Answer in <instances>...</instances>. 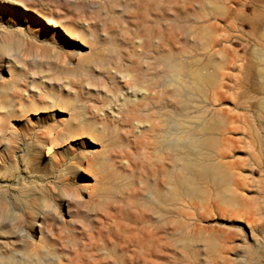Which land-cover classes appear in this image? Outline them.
I'll return each instance as SVG.
<instances>
[{"label": "rangeland", "instance_id": "374dc122", "mask_svg": "<svg viewBox=\"0 0 264 264\" xmlns=\"http://www.w3.org/2000/svg\"><path fill=\"white\" fill-rule=\"evenodd\" d=\"M57 1L59 3H57ZM105 1L104 0H85V1L84 0H0V90H1L0 91V264H20V263L21 264H79L78 260L80 256L82 255V253H85V248H84L85 244H88L89 241L92 239V237H94V235L97 234L96 237L100 236L98 233H102L101 237H105L109 235L103 229V227L106 226V224L107 225L110 224L116 227L123 226L126 224L127 225L129 224V226L133 225L132 223L133 218L137 214H140V211H142L143 213V210H145L144 212L149 211L146 214L149 220H152V219L154 220L150 222L151 224L147 223V225H149L151 229H155L159 231L161 230L160 236H162V238L168 237L167 239L169 240L161 238V242L159 241L158 243L159 245L156 247V251L157 253H159V256L158 254L153 255V258H152V256L144 255L145 257L142 256V258L135 259V262L133 260L131 264H204L205 261H207L205 263H209V264L210 263L211 264H222L221 261H223V264H228V263L229 264H264V256H263L264 255V232H262L264 231V209H262L261 203H257L258 199L253 198L252 200L253 202L252 212L253 213L256 212L254 213V217L258 219V221L261 224L257 221L258 223H256V225L253 228H251L247 222L249 220L248 218H251L250 215L246 216L245 219L247 221L245 220L240 221L237 218L230 220L229 217H223L222 215H220L219 212H217L218 210L211 208L208 204H205V203H199L198 204L199 206L193 207L189 203L182 205L180 202L175 201L173 203H167L168 205L163 203L160 205V207L161 206L162 207L159 208L158 206L159 204L151 205V203L153 202H150L149 200L145 199L146 198L145 195H148L149 193L148 189L149 191L155 192L154 187L156 188L157 185L161 184V182L163 181V179H161L162 173H160L161 166L165 164H166L165 166H169L170 163H172L171 160H174L172 159L170 155L173 154L174 155L173 158H176L177 155L179 154V152L176 153L175 151L170 150L171 148V147L169 148L170 145L168 146V144L166 143H170L176 139L179 141L180 139L184 138L183 139L184 142L183 140H182V143H180L181 140L179 142H176L178 143L179 146H182L186 141L185 140L186 137L185 136L182 137V134L185 133L184 132L185 130L188 131L190 128H182V125H180V122H184L185 124L189 120L192 121V117L194 118V115H198L199 113H200L199 115L207 114L209 113L210 109L214 107V104H212L213 101H212L210 94H208L207 98H204L196 94V92H193L195 94L194 95L191 94V96L187 98L188 100H185L186 102L184 101V99L182 100V99L177 98L175 94V88L172 84H170L171 83L170 80L172 79V77L169 75L170 72L167 71L168 68L164 67L162 63H159L161 62V57H162V56L160 57V55H163L164 57L170 56L173 60H176L181 63L183 62L185 63L186 60H187L186 63H189L190 61H192V58L194 61L196 59H200V57L202 59L205 58L204 56L206 55L207 52H202L201 49L198 48L200 46L197 47L198 44L196 43L198 42H197L196 37L199 31L204 26L209 25L213 23L214 21L211 17L209 18V15H205L203 4H205V6L207 7L206 1L204 0L205 1L204 2L202 0L201 2L202 3L204 2V3L201 4L200 0H198V2H195L197 0L195 1L193 0L192 1L191 0H165L163 3V8L157 7V9L146 6V3H142L143 5L139 4L137 0H130V1L126 0V3L124 2L125 0H105ZM173 1L176 4L175 8H173L174 11L173 9H170L168 7L169 6L168 3L169 2L174 3ZM114 3L117 4L118 6L115 5ZM180 3H181V6H180ZM38 4L40 5V7ZM132 4L133 6L134 5L136 6L134 7L135 9L133 8ZM200 4L203 8L200 6ZM41 6L43 8H41ZM89 6H91L90 7L91 9L88 8L89 9L88 10L86 7H89ZM76 7H77V10H76ZM119 8L123 9V11L120 10ZM178 8L181 10H179ZM80 9H82V11ZM149 10L150 12H148ZM164 10L167 12H164ZM199 10L200 12L197 13V11ZM36 11L40 12L42 16L44 17H39ZM181 12H183L184 13L183 15L186 17H184ZM194 12L196 13V15ZM188 13H190L189 15H191L192 18L191 16L190 18H188L189 17ZM151 14L154 16H152ZM168 14L173 15V16H169ZM198 14H201V15L198 16ZM50 15L52 16L51 19H50L51 17ZM48 19L53 20L56 23L49 24ZM195 19L197 20L195 21ZM239 19L235 22V26H229V28L226 29L227 31L220 30V32H218L217 35L218 36L220 35L222 37L224 36L227 39L226 42L222 44V47H225L228 50L230 49L236 50L239 56L244 55L242 56V59H244L243 57L248 56L249 52L252 50L251 49L252 47H255V46L258 47V45L259 47L264 46V41H263L264 36L262 35L264 33V29H263L264 28V22H263L264 21V0H248L245 11ZM250 19H251V22H250ZM261 19H263V21H260ZM67 21H70V22H67ZM147 22H150V23H147ZM66 23L68 24L66 25ZM75 23H77V25ZM133 23L137 25L135 26ZM218 23H220L221 27L226 26V23H223L221 21H218ZM131 24H133V26ZM71 25H72V28H70ZM109 25H110L109 27L110 29H107ZM114 27L115 29L113 30L112 28ZM65 29H68L69 31L68 34H66ZM92 30L93 32H91ZM95 30H96V34H94ZM125 30L126 31L129 30V31L126 32ZM131 30L133 31V33L136 34V35L134 34L135 36L132 35L133 33L131 32ZM114 31L116 32L113 33ZM256 31H257V35H256ZM189 32L192 33L193 35L190 34ZM79 33L81 34V36H79L80 35ZM138 33L139 35H137ZM155 33L157 36L155 35ZM184 34H186L187 37ZM188 35H190V37H188ZM93 38H95V40ZM106 38L108 39V41L106 40ZM179 38L180 40H177ZM182 38H184V40L189 38V40H186L185 41L186 44H185V43H182L184 42ZM54 39L57 40V45H58V46L56 45L57 46L56 51L47 53L49 51L48 43L52 42ZM79 39H81V41ZM88 39L90 42L88 41ZM112 39L114 40V42L112 41ZM104 41L105 43L107 41L106 44L108 45L106 44L103 45ZM120 41L122 42V44ZM177 41L179 43V44L177 43L178 46L176 44ZM180 41H182L181 43L185 46L186 49L187 47L189 48L191 47V49L188 48L189 49V52L187 51L188 53L185 52L186 50H184V46H182L181 48ZM117 42L120 44H118ZM194 42H196L195 43L196 45L194 44ZM250 44L252 45L251 47H250ZM178 47L180 48V51L178 50ZM18 48H20L19 49L20 51H18ZM105 48H107V50H105ZM115 48L117 50V53H116ZM173 49L175 52H177L178 50V52L179 53L181 52V53L180 54L178 52L174 53L176 54L175 56L174 54L170 53L171 50L172 52H174ZM112 50H114L113 55H112ZM163 50H165V52ZM158 51L161 53H158ZM167 53H170L172 55L170 54L167 55ZM54 54H55L54 57L56 60L53 57ZM97 54L100 55V57L97 56ZM155 54L157 55L155 56ZM177 54H178V57H177ZM158 57L160 60L158 59ZM181 57H182V61H180ZM142 58H145V59H142ZM128 59L130 61L126 62ZM147 60H150V61L148 62ZM155 62L156 63L158 62V63L156 64ZM152 63L153 65H151ZM253 63L254 62L249 63V64L254 67ZM67 64H70V65H67ZM135 66H137L138 68L140 67L143 68V71H147L148 68H151L152 70H150V72L152 74L156 73L155 74L156 84H157L156 88L158 89L152 86H149L147 83L146 85L145 82L140 84V81H143V80H141V74L138 72L139 69L137 67L135 68ZM121 69L123 70L121 71ZM160 70L161 72L162 71L163 72L162 73L159 72ZM164 71L165 73L166 72L168 73H166L165 75ZM125 72H127V74ZM237 72L238 74H241V75L245 74L244 72L243 73L241 72L239 73V71ZM115 74L118 77V79L115 76ZM120 74H123V75H120ZM124 74L127 76H124ZM244 76L246 77V75ZM138 77L140 79H138ZM166 77L168 80L166 79ZM162 78L164 79V81L162 80ZM64 79H66L65 82H64ZM76 79H77V82L75 81ZM60 80L62 84L64 83L63 85L66 87H63V85L60 84L61 83ZM116 80H118L119 83ZM66 81L68 82L67 84H66ZM162 81L164 84L161 85ZM244 81L245 83L243 82L241 86L242 87V92H241L242 100L243 101L246 100L244 101V105H248L251 101L254 103L260 102L261 99L264 98V90L261 87V82L259 81V79L256 78L254 80L253 78L252 80L253 83L251 82V84L250 83L247 84L246 80ZM132 83L135 85L134 87L132 86ZM167 83L170 85V87H167L168 86ZM50 85H52L53 87ZM145 85H146V88H145ZM114 86H116V89ZM160 86H163V88ZM80 87H81V90H80ZM172 87L174 88V91H172L173 89ZM86 88H87L88 93L90 92L89 94L87 93ZM137 88H139V90H137ZM47 89H49V92L47 91ZM121 89L123 91H120ZM140 89L141 90L143 89L144 91L142 92ZM135 90H137L138 92ZM145 91L147 93H145ZM164 91L168 92V94L171 91L172 93H170L171 95L167 94L166 99H164L160 95L161 92H164ZM8 92L11 94H9ZM20 92H22V94ZM50 92H52L53 94ZM54 92H56V96L54 95ZM121 92H125V93H121ZM135 92H137L138 95ZM19 93L21 94V96ZM46 93H49V94H46ZM127 93L128 95L130 94L129 95L130 97L127 95ZM64 94L66 96H64ZM59 95L67 97L72 100L73 105L71 109H64L60 107L59 103L57 102L58 100L54 99L53 97L55 96V98H58ZM123 95L129 97L128 98L129 100L128 99L127 100L130 101V103L128 101H124V99L127 97H123ZM135 95H137L138 97L136 98ZM174 95L176 96L175 98H173ZM116 96L118 99L116 98ZM169 97H171L172 99L171 98L169 99ZM130 98H132L133 101L136 98V101L133 103L132 99L130 100ZM176 98L179 99L178 100L179 102L175 101ZM193 98L194 100H192ZM163 100L168 101L169 106L168 104H165L166 101L164 102ZM122 101L123 103L126 102L123 105L125 107L118 106V105L123 104L121 103ZM210 101H211V104H210ZM47 102H48V106L44 104ZM136 102H138V104ZM181 102L185 103V105L182 104ZM187 102L190 103V105L192 106H189ZM49 103L51 105H55L56 103L57 105H55V107L53 108H48L51 106L49 105ZM127 103H129L130 106H128ZM179 103L182 105H179ZM186 103L188 105H186ZM10 104L11 106H9ZM173 104H175V108H180L181 106L184 105L185 107L184 106L183 107L186 110H184L183 107H181L183 109L182 111L184 114H181L182 112V111L180 112L181 108L178 110L174 109ZM170 105H173V107H171ZM195 105L198 106L197 107L199 108L198 110ZM162 106H165V107H162ZM113 107L115 108L112 109ZM119 107L122 108V109L120 108L121 111L119 110ZM74 108H77V109H74ZM123 108H126L124 109L125 112ZM195 108L196 110H194ZM111 109L114 111H109ZM148 109H150V111H147ZM168 109H169V112L170 111L171 112L170 113L167 112V113H169L171 117L173 116V114L171 113H174V116L170 118V121H169L170 115L168 114L169 116L168 117L166 116L167 115L166 111H168ZM6 110L9 112H7ZM80 110L82 111L84 110V111L82 112ZM91 110H94L96 114ZM154 110L155 111L158 110V112L160 113L156 112L157 114L156 115ZM260 110L259 108L254 107L253 109L245 108L242 110V112L243 113L248 112V114L252 115L254 118L259 120V119H262ZM119 111L121 113L123 112L124 114L122 113L121 115ZM130 111H133V112H130ZM111 113L114 116H111L112 115ZM138 114H140L139 115L141 116L140 118ZM163 114L165 118H167V120L169 121V125L167 123L168 121L162 118ZM71 115L79 119H83V120L85 119V121L91 120L97 123V126H99L100 124V127H99L100 129L96 128L98 129V133H92L88 130H76L74 132L69 131L68 128H65V123L69 120ZM106 115H108L110 118H108V116L106 117ZM154 117H158V118H154ZM176 117H178V119H175ZM188 117L190 119H188ZM94 119L96 121H94ZM108 119H109V122H108ZM171 119L173 121L175 120V122H172ZM181 119L183 120L181 121ZM103 120H106V121H103ZM134 122L136 123V125L138 123H139L138 125H140V123L143 125L145 124L146 126L145 125L144 126L146 128V131L143 125L136 126ZM160 122H162V124ZM170 122L173 124L171 125ZM111 123L113 124V128H112ZM128 123H130V125ZM175 123L177 124L179 123L178 127H176L177 124L174 125ZM120 124H122L121 127L119 126ZM126 125L128 126L127 128H126ZM179 125L181 126L180 128H179ZM242 126L247 127V124L243 122ZM137 127L138 128L140 127V129H138ZM113 129L115 130L114 131L116 134L115 136H114ZM161 129L163 130L161 131ZM164 129H166V132L174 133V134L179 130L180 131L183 130V131L177 132V133H180L179 136L176 135L175 137L173 135L171 137L172 140L170 139V137H167L169 139L168 140L166 136L163 137V134L166 135V132ZM238 129H239V136L237 135L238 136L237 140L239 141L241 139L238 144L241 152L239 153L238 158H235V159L240 161L241 164H243L242 165L243 167L240 164L238 168V172H240L241 170H244V172L241 171L242 178L240 177V179H242L241 181L244 183V186H245L244 188H246L244 189L245 191H243V193L247 197L249 196L251 197V195L254 192H256L258 188L257 186L258 180H260L261 178H264L263 177L264 156L260 155L259 153V150L261 148L264 151V146H263L264 138H263V143L261 144L259 140L257 141L253 138L255 128H238ZM260 129L262 130L263 132L262 134L264 136V128H260ZM108 130L112 132L110 133ZM118 130L120 133L118 132ZM136 130H137V133H136ZM169 131H173V132H169ZM134 133L138 135L136 136L135 134L136 136L135 137ZM122 134L123 136L124 135L126 136L122 137ZM158 134H160V136L162 135L161 137H163L164 140L163 138H160ZM157 136L158 138H156ZM128 137H131V138H128ZM134 139H139L142 142L138 151H135L134 148H131L132 147L131 141ZM157 139L159 141H157ZM258 143L260 144V146L258 145ZM159 144H162L168 147L167 148L164 147L163 149V146L160 147L161 145L159 146ZM172 145H176V144L173 143ZM153 148H154V151L151 150ZM140 149L142 150L141 151L142 156H139ZM156 152H158V154ZM174 152L176 155L174 154ZM104 153H106V155L109 156L108 158L109 161L107 160V163H106L107 166H104L106 169H108L107 170L108 179L104 180L105 183L103 187L109 188L110 191H112L113 193L112 192L105 193L103 190H100V191L97 190L96 189V185H97L96 177L89 171V168H90L89 164L95 158H97V155L104 154ZM163 154H165V156ZM134 157L135 158L138 157V159L137 158L135 159ZM129 158H134L135 160L133 159L132 161ZM167 159H168V162H167ZM143 160L145 162H143ZM154 160L156 161L154 162ZM128 162L129 163L131 162L130 163L131 165ZM139 165H140V168H139ZM37 167L39 168V170ZM117 168L119 169L118 170L119 172L116 171ZM134 169H135V172H133ZM143 169H145V171ZM245 169L247 170L249 169V170L245 171ZM127 170L129 171V174L130 172H132L131 174L135 175L134 178L135 177H138V178L129 179V177H133V176H129ZM86 171L88 173H86ZM123 171L124 172L126 171L127 174H125ZM142 171H144L145 173H143ZM146 171L148 172L150 171V173ZM120 172H123V173H120ZM136 172H138L139 174ZM143 174L144 175L147 174V175L142 177ZM158 179L161 181H159ZM152 184H153V187H152ZM110 185L112 187H110ZM201 186H203V188H208L207 184H201ZM113 188H115L116 190H114ZM166 190H167V187H166ZM142 193L144 195H142ZM112 194H114L116 197L113 196ZM135 195L140 196V197L136 196V198H139L138 200L135 198ZM132 199H135V200L132 201ZM136 200H137V203L135 202ZM121 201H123V203ZM139 201L140 202L142 201L141 202L142 204ZM129 202H131L134 205V207H132L133 205ZM139 203L142 205V207L141 205H138ZM146 204L148 207L144 206ZM77 205L79 208L77 207ZM116 206H118L117 207V209L119 208L118 210L115 208ZM130 206L132 209L130 208ZM163 207L164 208L166 207L165 209H167V211L162 210ZM171 207L172 208L174 207L173 210H169V209H172ZM141 208H143V210ZM151 208L152 210H154L155 213L151 211ZM125 209L127 211H124ZM139 209L140 211H138ZM115 210H117V212ZM122 211L126 214L124 215ZM188 211L189 213H186ZM204 212L207 213L208 216ZM208 212H210V214ZM120 213H122L123 216ZM151 213L153 216L150 215ZM114 214H117V215L115 216ZM181 214H184V215L182 216ZM112 215H114V217H112ZM127 215L129 216L131 215L130 217L132 216L133 217L132 218L129 217L130 219H125L124 216L127 217ZM159 215H161V217ZM155 216H158V217L155 218ZM198 217L200 219H198ZM254 217L252 216V218ZM187 218L189 219V221ZM129 220L130 221L132 220V221L130 222ZM7 221H10V222L7 224L6 223ZM111 221H113L114 223ZM173 221L174 223H172ZM230 221L233 223H231ZM257 224H260V225H257ZM195 226H201V227L213 230L212 234L214 237H216L215 244L217 247H219V252L216 254L218 256L209 254L210 256L209 257L207 255L208 250L207 252H205V249H207L204 246L205 245L204 238L206 237V235L204 236L203 240L196 241L197 244L196 242L195 243L192 242V240L190 241L189 232H190V229ZM46 227H47V230H46ZM91 227L93 228V230L91 229ZM95 227L96 228L98 227L97 228L98 231L97 229H94ZM18 229H20L23 232L24 231L27 232L28 235H32L34 238L28 239L27 235H23L22 237H20L19 235L22 234L23 232L19 231ZM177 229L179 230L181 229L182 231H179ZM45 230L49 234L45 232ZM220 230L222 233L219 232ZM181 232L184 233L185 235L184 234L182 235ZM227 232L230 234H228ZM235 232L236 233L238 232L237 233L238 236ZM254 232L256 235L258 234L257 237H255L256 236L255 234L253 236L252 233ZM44 233L47 239L43 235ZM83 234H85L86 237L85 236L83 237ZM230 235H231L230 239L233 242L232 243L233 250H231V252L229 251L228 253H222V250L226 243L224 240ZM175 236H181V237L176 238ZM252 236H253V239H252ZM169 237H171V239ZM182 237L184 238L182 239ZM260 237H262L261 238L262 240L260 239ZM83 238H85L86 240ZM174 238L178 240L176 241V239ZM52 239L55 240L54 244H53ZM163 240L165 241V244H163L164 243ZM80 241L82 245L80 244ZM189 241H190L189 243L190 246L188 247V244L186 243H188ZM259 241H261V243ZM77 242L79 243L78 244L79 246L77 245ZM177 242H179V244ZM183 242L184 244H182ZM180 244H182L183 246ZM195 244L196 246H194ZM109 245L111 246V244L104 243L102 240H100L98 247L99 249L104 250L102 251V254H101V255H104L102 257H106L107 264L108 262L109 263L113 262L112 264L114 263L121 264V261L124 258V256L120 254V250H118L119 248L116 246L117 244L113 242L112 244L113 246H111L114 249L113 251ZM197 245H200V246H197ZM259 246L261 247V249ZM105 247H106V250H105ZM159 247L161 248L159 249ZM181 247L184 248V249L182 248V251L184 253L181 252L180 250ZM190 247L192 249L194 248L197 256H195L194 250L193 251H191L192 249L190 250ZM158 249L161 250V252H158L159 251ZM220 249H221V252H220ZM258 250L260 251L259 253H258ZM198 253L200 257L198 256ZM203 253L205 257H202L204 256ZM182 255L186 258H184ZM108 256L109 258H107ZM84 258H87V257L84 256ZM188 258L190 261L188 260ZM137 260H140V261L136 262ZM199 260L203 261V263H201Z\"/></svg>", "mask_w": 264, "mask_h": 264}, {"label": "bare ground", "instance_id": "6f19581e", "mask_svg": "<svg viewBox=\"0 0 264 264\" xmlns=\"http://www.w3.org/2000/svg\"><path fill=\"white\" fill-rule=\"evenodd\" d=\"M85 1V0H84ZM105 1V0H104ZM130 1V0H129ZM164 1L165 0H137V2L139 3V4H142V3H146V6H149V7H151V8H155V9H157V7H160V8H163V3H164ZM192 1V0H191ZM193 1H195V0H193ZM202 0H200V3L201 4H203L205 1H206V4H207V7L205 6V4H203L204 5V11H205V15H209V18L211 17L214 21H213V23H211V24H209V25H206V26H204L200 31H199V33L197 34V42L198 43H196V42H194V44L196 43V44H198L197 45V47L198 46H200V47H198L199 49H201V51L202 52H207L206 53V55L204 56V55H202V56H204L205 58H201L200 57V59H196L195 61L193 60V58H192V61H190L189 63H186L187 62V60H186V62L184 63H181V62H178V61H176V60H173L170 56H163V55H160V57H161V62H159V63H162V65H164V67H166V68H168V70L167 71H169L170 73H169V75L172 77V79L170 80V84H172L173 86H174V88H175V94H176V96H177V98H179V99H184V101L185 100H188L187 98L188 97H190L191 96V94H195V93H193V92H196V94H198L199 96H202V97H204V98H207V96H208V94H210L211 95V98H212V101H213V103L212 104H214V107L212 108V109H210V111H209V113H207V114H202V115H194V118L192 117V121H188V119H190L189 117H188V119H187V123H185L184 124V122H180V125H182V128H190L188 131H186L185 129V135L184 134H182V137H186L185 138V143L182 145V146H179L178 145V143H176V142H179L180 140V143H182V140L184 139H180L179 141L176 139V140H174V141H172L174 144H176V145H172L173 143L172 142H170V143H166V144H168V146H169V148H170V150H173V151H175L176 153H178L179 152V154L177 155V157L176 158H173V152L171 153L172 155H170L171 157H172V159H174V160H171V162L172 163H170V165L169 166H165V165H162L161 166V168H160V173H162L161 174V179H163V181L161 182V184H158L157 185V187L155 188L154 187V189H155V192H153V191H149V189H148V195H145L146 196V198H145V196H144V198L145 199H147V200H149L150 202H153V203H151V205L152 204H159L158 206H159V208H161L160 207V205L161 204H163V203H165V204H167V203H173V202H175V201H178V202H180L182 205H185V204H187V203H189V204H191L193 207H197V206H199L198 204L199 203H205V204H208L211 208H214L215 210H218L217 212H219L220 213V215H222L223 217H229L230 218V220L232 219H235V218H237L238 220H245V221H247L245 218H246V216H248V215H250V217L252 218V216L254 217V213H256V212H252V204H253V202H252V200H253V198L254 199H258V201H257V203H261L262 204V209H264V178H261L260 180H258V182H257V186H258V188H257V190H256V192H254L252 195H251V197L249 196V197H247L244 193H243V191H245L244 189H246V188H244L245 186H244V183L241 181L242 179H240V177L242 176V172H244V170H241L240 172H238V168H239V165L241 164L240 163V161H238V160H236L235 158H238V156H239V153L241 152L240 151V147H239V141L241 140L240 138V140L238 141L237 140V138H238V136H239V129L238 128H255V132H254V135H253V138L255 139V140H259L260 142H261V144L263 143V138H264V136H263V132H262V130L260 129V128H264V98L263 99H261V101L260 102H258V103H254V102H250L248 105H244V101H246V100H242V96H241V92H242V83L244 82L245 83V81L244 80H246V83L247 84H251V82H252V80H253V78H254V80L256 79V78H258L259 79V81L261 82V87H262V89L264 90V46L262 47H259V45H258V47H252L251 49V51L249 52V54H248V56L247 57H243L244 59H242V56H244V55H241V56H239L238 55V52L236 51V50H234V49H230V50H228L227 48H225V47H222V44L224 43V42H226V38L223 36H218L217 35V33L218 32H220V30H226L227 28H229V26H235V22L243 15V13H244V11H245V8H246V6H247V3H248V0H203L204 2L202 3L201 2ZM40 2V1H39ZM74 2H76V1H74ZM92 2V1H91ZM106 2V1H105ZM110 2V1H109ZM125 3H126V0L124 1ZM174 2V1H173ZM195 2H198V0L197 1H195ZM259 2V1H258ZM57 3H59L58 1H57ZM61 3V2H60ZM133 3V2H132ZM40 4V3H39ZM38 4V5H39ZM113 4V3H112ZM115 4V3H114ZM201 4H200V6H201ZM254 4V3H253ZM263 4V3H262ZM52 5V4H51ZM58 5V4H57ZM107 5V4H106ZM109 5V4H108ZM115 5H117V4H115ZM131 5V4H130ZM135 5H136V3H135ZM133 6V4H132V6H133V8L134 7H136V6ZM143 5V4H142ZM145 5V4H144ZM168 7L170 8V9H173V8H175V6H176V4H175V2L174 3H172V2H169L168 3ZM186 5H188V4H186ZM72 6V5H71ZM70 6V7H71ZM88 6V5H87ZM118 6V5H117ZM180 6H181V3H180ZM191 6H193V5H191ZM257 6V5H256ZM36 7H37V5H36ZM39 7H40V5H39ZM79 7V6H78ZM91 6H89V7H86L87 9L89 8V9H91L90 8ZM101 7V6H100ZM124 7V6H123ZM195 7H197V6H195ZM202 7V6H201ZM200 7V8H201ZM260 7V6H259ZM35 8V7H34ZM41 8H43L42 6H41ZM59 8H61V7H59ZM93 8V7H92ZM97 8V7H96ZM177 8V7H176ZM199 8V9H200ZM203 8V7H202ZM201 8V9H202ZM255 8V7H254ZM263 8V7H262ZM36 9V8H35ZM79 9V8H78ZM88 9V10H89ZM120 9V8H119ZM125 9V8H124ZM135 9V8H134ZM141 9V8H140ZM148 9H150V8H148ZM179 9V8H178ZM177 9V10H178ZM182 9H183V7H182ZM188 9V8H187ZM197 9V8H196ZM253 9V8H252ZM37 10H38V8H37ZM61 10V9H60ZM76 10H77V7H76ZM81 11H82V9H80ZM86 10V9H85ZM120 10H122L123 11V9H120ZM137 10V9H136ZM160 10H162V9H160ZM168 10V9H167ZM179 10H181V9H179ZM192 10V9H191ZM198 10V9H197ZM250 10V9H249ZM259 10V9H258ZM40 11V10H39ZM42 11V10H41ZM79 11V10H78ZM80 11V12H81ZM94 11H95V9H94ZM93 11V12H94ZM121 11V12H122ZM131 11V10H130ZM172 11V10H171ZM173 11H174V9H173ZM172 11V12H173ZM193 11H194V9H193ZM248 11V10H247ZM252 11V10H251ZM34 12V11H33ZM92 12V13H93ZM109 12H110V10H109ZM148 12H150V10L148 11ZM164 12H167V11H165L164 10ZM169 12V11H168ZM198 12H200V10L199 11H197V13ZM253 12V11H252ZM36 13H37V15L39 16V17H44V16H42V14L40 13V12H38V11H36ZM53 13V12H52ZM97 13H98V11H97ZM140 13H142V12H140ZM144 13V12H143ZM182 13V15L184 14L183 12H181ZM180 13V14H181ZM195 13V12H194ZM246 13V12H245ZM44 14V13H43ZM113 14V13H112ZM172 14V13H171ZM190 13H188V15H189ZM248 14V13H247ZM53 15V14H52ZM152 15V14H151ZM169 15V14H168ZM181 15V16H182ZM188 15H187V17H188ZM195 15H196V13H195ZM199 15H201V14H198V16ZM256 15V14H255ZM261 15V14H260ZM263 15V14H262ZM48 16V15H47ZM47 16H45V17H47ZM51 16V15H50ZM132 16V15H131ZM152 16H154V15H152ZM156 16H158V15H156ZM169 16H173V15H169ZM178 16V15H177ZM184 16V15H183ZM182 16V17H183ZM190 16L191 15H189V17L188 18H190ZM249 16V15H248ZM38 17V18H39ZM123 17V16H122ZM133 17V16H132ZM135 17V16H134ZM146 17V16H145ZM161 17V16H160ZM184 17H186V16H184ZM202 17V16H201ZM260 17V16H259ZM52 18V16L50 17V19ZM55 18V17H54ZM57 18H59V17H57ZM140 18V17H139ZM174 18V17H173ZM181 18V17H180ZM191 18H192V16H191ZM196 18V17H195ZM256 18V17H255ZM47 19V18H46ZM50 19H48V23L49 24H54V23H56V22H54L53 20H50ZM132 19H134V18H132ZM141 19V18H140ZM184 19V18H183ZM212 19H210V20H212ZM245 19H247V18H245ZM249 19V18H248ZM254 19V18H253ZM57 20V19H56ZM164 20H165V18H164ZM176 20V19H175ZM178 20V19H177ZM197 19H195V21H196ZM256 20V19H255ZM258 20V19H257ZM62 21V20H61ZM159 21V20H158ZM167 21V20H166ZM187 21V20H186ZM218 21H221V22H223V23H226V26L225 27H221V25H220V23H218ZM239 21H240V19H239ZM243 21V20H242ZM248 21V20H247ZM260 21H263V19H261ZM63 22V21H62ZM66 22V21H65ZM67 22H70V21H67ZM145 22V21H144ZM163 22H165V21H163ZM250 22H251V19H250ZM264 22V21H263ZM146 23V22H145ZM147 23H150V22H147ZM152 23V22H151ZM159 23V22H158ZM157 23V24H158ZM186 23V22H185ZM188 23V22H187ZM191 23V22H190ZM195 23V22H194ZM193 23V24H194ZM200 23V22H199ZM65 24V23H64ZM68 23H66V25H67ZM76 25H77V23H75ZM120 24V23H119ZM134 24V23H133ZM133 24H131L132 26H133ZM169 24H170V22H169ZM168 24V25H169ZM184 24V23H183ZM228 24V25H227ZM237 24H239V23H237ZM245 24V23H244ZM57 25V24H56ZM135 25V24H134ZM137 25V24H136ZM135 25V26H136ZM160 25V24H159ZM173 25V24H172ZM174 25H175V23H174ZM75 26V25H74ZM100 26V25H99ZM143 26H144V24H143ZM241 26V25H240ZM252 26V25H251ZM49 27V26H48ZM55 27V26H54ZM101 27V26H100ZM110 27V25L108 26V28L107 29H110L109 28ZM164 27V26H163ZM242 27V26H241ZM244 27V26H243ZM246 27V26H245ZM249 27V26H248ZM259 27V26H258ZM70 28H72V25H71V27ZM74 28V27H73ZM76 28V27H75ZM128 28V27H127ZM136 28V27H135ZM253 28V27H252ZM255 28V27H254ZM262 28V27H261ZM78 29V28H77ZM76 29V30H77ZM100 29V28H99ZM113 30L115 29V27L114 28H112ZM139 29V28H138ZM144 29V28H143ZM150 29V28H149ZM152 29H153V27H152ZM163 29V28H162ZM161 29V30H162ZM186 29V28H185ZM232 29V28H231ZM251 29V28H250ZM264 29V28H263ZM61 30V29H60ZM94 30V29H93ZM93 30L91 31V32H93ZM101 30V29H100ZM112 30V31H113ZM136 30V29H135ZM188 30V29H187ZM186 30V31H187ZM230 30V29H229ZM233 30V29H232ZM245 30V29H244ZM98 31V30H97ZM126 31V30H125ZM127 31H129V30H127ZM126 31V32H127ZM177 31V30H176ZM227 31V30H226ZM236 31V30H235ZM239 31V30H238ZM242 31V30H241ZM252 31V30H251ZM65 32H66V34H68L69 33V31H68V29H65ZM70 32H71V30H70ZM99 32V31H98ZM111 32V31H110ZM109 32V33H110ZM116 31H114L113 33H115ZM131 32L133 33V31L131 30ZM150 32H151V30H150ZM171 32V31H170ZM184 32V31H183ZM188 32V31H187ZM197 32H198V30H197ZM46 33V32H45ZM81 33V32H80ZM79 33V34H80ZM112 33V34H113ZM121 33H122V31H121ZM190 33V32H189ZM195 33V32H194ZM227 33V32H226ZM243 33H245V32H243ZM248 33V32H247ZM261 33V32H260ZM65 34V35H66ZM75 34V33H74ZM78 34V35H79ZM91 34V33H90ZM94 34H96V30H95V33ZM111 34V35H112ZM117 34V33H116ZM135 33H133L132 35L133 36H135L134 35ZM151 34V33H150ZM157 34H158V32H157ZM190 34H192V33H190ZM250 34V33H249ZM93 35V34H92ZM137 35H139V33L137 34ZM143 35V34H142ZM141 35V36H142ZM155 35H156V33H155ZM178 35V34H177ZM185 36H186V34H184ZM193 35V34H192ZM225 35V34H224ZM232 35V34H231ZM244 35V34H243ZM256 35H257V31H256ZM263 36H264V33L262 34ZM79 36H81V34L79 35ZM83 36H85V35H83ZM94 36V35H93ZM100 36V35H99ZM113 36H115V35H113ZM118 36V35H117ZM150 36V35H149ZM157 36V35H156ZM155 36V37H156ZM166 36H168V35H166ZM165 36V37H166ZM64 37V36H63ZM76 37V36H75ZM74 37V38H75ZM90 37V36H89ZM88 37V38H89ZM110 37V36H109ZM147 37V36H146ZM187 37V36H186ZM185 37V38H186ZM188 37H190V35H188ZM250 37V36H249ZM253 37V36H252ZM258 37V36H257ZM60 38V37H59ZM194 38V37H193ZM241 38V37H240ZM254 38V37H253ZM263 38V37H262ZM76 39V38H75ZM94 40H95V38H93ZM173 39V38H172ZM183 40H184V38H182ZM234 39V38H233ZM232 39V40H233ZM80 41H81V39H79ZM97 40V39H96ZM100 40V39H99ZM103 40V39H102ZM106 40L108 41V39L106 38ZM115 40H116V38H115ZM120 40V39H119ZM118 40V41H119ZM166 40H167V38H166ZM166 40H165V42H166ZM170 40V39H169ZM177 40H180V38L179 39H177ZM186 40H189V38H187ZM186 40H184V42H182V41H180V43L182 42V43H185V41ZM245 40V39H244ZM244 40H242V41H244ZM76 41V40H75ZM88 41H89V39H88ZM107 41H106V43H107ZM112 41L114 42V40L112 39ZM121 41H123V40H121ZM120 41V42H121ZM146 41V40H145ZM148 41V40H147ZM194 41V40H193ZM262 41V40H261ZM264 41V40H263ZM44 42H46V41H44ZM90 42V41H89ZM101 42H103V41H101ZM123 42H125V41H123ZM175 42V41H174ZM189 42V41H188ZM233 42V41H232ZM247 42H249V41H247ZM93 43H94V41H93ZM105 43V41H104V44L103 45H105L106 44ZM109 43V42H108ZM111 43V42H110ZM118 43V42H117ZM136 43V42H135ZM139 43V42H138ZM178 43V41L176 42V44ZM181 43V48H182V46H184L183 44ZM192 43V42H191ZM245 43V42H244ZM81 44V43H80ZM102 44V43H101ZM112 44H114V43H112ZM118 44H120V43H118ZM121 44H122V42H121ZM125 44V43H124ZM179 44V43H178ZM178 44H177V46H178ZM186 44V43H185ZM188 44V43H187ZM193 44V43H192ZM195 44V45H196ZM200 44V45H199ZM230 44V43H229ZM233 44V43H232ZM252 44V43H251ZM250 44V47L252 46ZM48 48H49V51L47 52V53H51V52H54V51H56V47L58 46L57 45V40H53L52 42H49L48 43ZM53 45H55V46H53ZM57 45V46H56ZM106 45H108V44H106ZM171 45H173V44H171ZM189 45H191V44H189ZM253 45H255V44H253ZM53 46V47H52ZM67 46V45H66ZM167 46V45H166ZM187 46V45H186ZM235 46V45H234ZM241 46V45H240ZM118 47H119V45H118ZM170 47V46H169ZM87 48V47H86ZM99 48V47H98ZM189 47H187V49H188ZM20 48H18V51H20L19 50ZM58 49V48H57ZM78 49V48H77ZM89 49V48H88ZM109 49H111V48H109ZM120 49V48H119ZM169 49V48H168ZM175 49V48H174ZM174 49H173V51H174ZM186 48H185V46H184V50H186L185 52H189V49H191V47L187 50ZM59 50V49H58ZM85 50V49H84ZM105 50H107V48H105ZM115 50H116V48H115ZM146 50V49H145ZM177 50V49H176ZM178 50L180 51V48L178 47ZM178 50H177V52H178ZM183 50V51H184ZM240 50V49H239ZM62 51V50H61ZM66 51V50H65ZM65 51H64V53H65ZM114 50H112V55H113V52ZM164 52H165V50H163ZM162 51V52H163ZM192 51V50H191ZM198 51V50H197ZM80 52V51H79ZM91 52H92V50H91ZM94 52V51H93ZM111 52V51H110ZM110 52H109V54H110ZM153 52V51H152ZM177 52H172V50H171V52L170 53H172V54H174V53H177ZM187 52V53H188ZM78 53V52H77ZM83 53V52H82ZM116 53H117V50H116ZM144 53V52H143ZM156 53V52H155ZM158 53H161V52H159L158 51ZM170 53H167V55H169ZM179 53V52H178ZM181 53V52H180ZM179 53V54H180ZM201 53V52H200ZM56 54V53H55ZM55 54L53 55V57L55 56ZM96 54V53H95ZM172 54H170V55H172ZM199 54V53H198ZM240 54V53H239ZM78 55V54H77ZM117 55V54H116ZM157 54H155V56H156ZM175 56H176V54H174ZM195 55V54H194ZM97 56H99L100 57V55H98L97 54ZM115 56V55H114ZM126 56V55H125ZM149 56V55H148ZM186 56H187V54H186ZM186 56H184V57H186ZM191 56V55H190ZM199 56V55H198ZM52 57V58H53ZM110 57V56H109ZM177 57H178V54H177ZM183 57V56H182ZM182 57H181V60L180 61H182ZM82 58H83V56H82ZM111 58V57H110ZM125 58V57H124ZM54 59H55V57H54ZM122 59V58H121ZM142 59H145V58H142ZM141 59V60H142ZM147 59V58H146ZM149 59V58H148ZM153 59V58H152ZM151 59V60H152ZM158 59H159V57H158ZM39 60V59H38ZM56 60V59H55ZM83 60V59H82ZM104 60V59H103ZM126 60V59H125ZM155 60V59H154ZM157 60V59H156ZM160 60V59H159ZM49 61H51V60H49ZM68 61H69V59H68ZM130 60L128 59L126 62H129ZM148 62L150 61V60H147ZM158 61V60H157ZM35 62V61H34ZM152 62V61H151ZM252 62H254L253 64H254V67L252 66V65H250L249 63H252ZM257 62H258V64H257ZM16 63V62H15ZM36 63V62H35ZM156 63V62H155ZM158 63V62H157ZM156 63V64H157ZM137 64V63H136ZM67 65H70V64H67ZM73 65V64H72ZM151 65H153V63L151 64ZM161 65V64H160ZM125 66V65H124ZM93 67V66H92ZM117 67V66H116ZM126 67V66H125ZM129 67H130V65H129ZM137 66H135V68H136ZM81 68V67H80ZM88 68V67H87ZM100 68V67H99ZM138 68V67H137ZM127 69V68H126ZM126 69H124V70H126ZM139 69V73L141 74V80H143V81H140V84L141 83H143V82H145V84L147 83L149 86H152V87H154V88H156L157 87V84H156V73L155 74H152L151 72H150V70H152L151 68H148L147 69V71H143V68H138ZM137 69V70H138ZM155 69V68H154ZM164 69V68H163ZM163 69H161V70H163ZM55 70V69H54ZM80 70V69H79ZM123 69H121V71H122ZM134 70V69H133ZM156 70V69H155ZM155 70H153V71H155ZM161 70L159 71V72H161ZM86 71V70H85ZM112 71V70H111ZM135 71V70H134ZM237 71H239V73L241 72V73H245L244 75H246V77L244 76V75H241V74H238V72ZM59 72H61V71H59ZM113 72V71H112ZM136 72V71H135ZM157 72V71H156ZM163 72V71H162ZM161 72V73H162ZM124 73V72H123ZM126 74H127V72H125ZM164 73H165V71H164ZM166 73H168V72H166ZM166 73H165V75H166ZM58 74V73H57ZM112 74V73H111ZM158 74H160V73H158ZM55 75H56V73H55ZM105 75V74H104ZM120 75H123V74H120ZM130 75V74H129ZM128 75V76H129ZM133 75V74H132ZM131 75V76H132ZM155 75V76H154ZM160 75H162V74H160ZM168 75V74H167ZM80 76V75H79ZM115 76H116V74H115ZM124 76H127V75H125L124 74ZM134 76V75H133ZM132 76V77H133ZM73 77V76H72ZM71 77V78H72ZM75 77H77V76H75ZM89 77V76H88ZM117 77V76H116ZM115 77V78H116ZM120 77V76H119ZM135 77V76H134ZM161 77H163V76H161ZM160 77V78H161ZM168 77V76H167ZM167 77H166V79H167ZM69 78V77H68ZM90 78V77H89ZM91 79V78H90ZM110 79H112V78H110ZM117 79H118V77H117ZM121 79V78H120ZM138 79H140L139 77H138ZM158 79V78H157ZM63 80V79H62ZM65 80L66 79H64V82H65ZM162 80L164 81V79L162 78ZM168 80V79H167ZM167 80H165V81H167ZM55 81V80H54ZM53 81V82H54ZM76 82H77V79L75 80ZM85 81V80H84ZM116 81H118V80H116ZM163 81H162V83H161V85L162 84H164L163 83ZM60 82H61V80H60ZM138 82V81H137ZM68 82L66 81V84H67ZM113 83V82H112ZM118 83H119V81H118ZM166 83V82H165ZM253 83V82H252ZM54 84V83H53ZM56 84V83H55ZM60 84H62V82L60 83ZM64 84V83H63ZM62 84V85H63ZM72 84H74V83H72ZM108 84V83H107ZM146 84V85H147ZM168 84V83H167ZM123 85V84H122ZM121 85V86H122ZM137 85V84H136ZM143 85V84H142ZM146 85H145V88H146ZM254 85V84H253ZM50 86H52V85H50ZM57 86V85H56ZM58 86H60V85H58ZM71 86V85H70ZM69 86V87H70ZM73 86V85H72ZM76 86V85H75ZM120 86V87H121ZM132 86L134 87L135 85L132 83ZM141 86V85H140ZM53 87V86H52ZM63 87H66V86H64L63 85ZM115 87V89H116V86H114ZM119 87V88H120ZM160 87H162L163 88V86H160ZM167 87H170V85L168 84V86ZM51 88V87H50ZM76 88V87H75ZM145 88H143V89H145ZM150 88V87H149ZM148 88V89H149ZM173 88V87H172ZM174 88L172 89V91H174ZM257 88V87H256ZM54 89V88H53ZM56 89V88H55ZM59 89H60V87H59ZM74 89V88H73ZM134 89H136V88H134ZM141 90L142 92L144 91V90ZM147 89V90H148ZM156 89H158V88H156ZM160 89V88H159ZM253 89V88H252ZM75 90V89H74ZM80 90H81V87H80ZM123 90H124V88H123ZM122 89L120 90V91H123ZM131 90H132V88H131ZM137 90H139V88H137ZM137 90H135V91H137ZM167 90V89H166ZM1 91V90H0ZM47 91L49 92V89H47ZM52 91V90H51ZM62 91V90H61ZM60 91V92H61ZM86 91H87V88H86ZM95 91V90H94ZM115 91V90H114ZM114 91H112V92H114ZM118 91V90H117ZM172 91L171 92H169V94L170 93H172ZM64 92V91H63ZM138 92V91H137ZM137 92H135L136 94H137ZM6 93V92H5ZM9 93V92H8ZM21 94H22V92H20ZM19 93V94H20ZM39 93V92H38ZM50 93H52V92H50ZM58 93V92H57ZM86 93V92H85ZM87 93H88V91H87ZM86 93V94H87ZM90 93V92H89ZM88 93V94H89ZM117 93H119V92H117ZM121 93H125V92H121ZM133 93V92H132ZM145 93H147L146 91H145ZM9 94H11V93H9ZM21 94H20V96H21ZM26 94V93H25ZM46 94H49V93H46ZM53 94V93H52ZM59 94V93H58ZM57 94V95H58ZM63 94V93H62ZM86 94H84V95H86ZM92 94V93H91ZM94 94V93H93ZM167 94H168V92H166V91H164V92H161V97H163L164 99H166V97H167ZM168 94V95H169ZM252 94V93H251ZM51 95V94H50ZM54 95L56 96V92H54ZM74 95V94H73ZM95 95V94H94ZM97 95H98V93H97ZM119 95V94H118ZM126 95V94H125ZM127 95H128V93H127ZM130 95V94H129ZM128 95V96H129ZM138 95V94H137ZM137 95H135L136 96V98L138 97ZM140 95V94H139ZM144 95V94H143ZM171 95V94H170ZM26 96V95H25ZM55 96H53L54 97V99H57L58 101V103H59V105H60V107L61 108H64V109H71V107H72V105H73V102H72V100L71 99H69V98H67V97H64V96H66L65 94H64V96H58V98H55ZM128 96H124L123 95V97H127V98H125L124 99V101H128L129 99V97ZM159 96V95H158ZM175 95H174V97L173 98H175L176 97ZM11 97V96H10ZM9 97V98H10ZM49 97V96H48ZM64 97V98H63ZM80 97V96H79ZM111 97V96H110ZM114 97H115V95H114ZM119 97V96H118ZM197 97V96H196ZM201 97V98H202ZM91 98V97H90ZM116 98H117V96H116ZM116 98H115V100H116ZM136 98L134 99V101H133V99L132 98H130V100L132 99V101H133V103L136 101ZM171 97H169V99H170ZM175 99V101H178L179 99ZM210 98V97H209ZM256 98V97H255ZM11 99V98H10ZM12 99H13V97H12ZM88 99H89V97H88ZM113 99V98H112ZM118 99V98H117ZM128 99V100H127ZM142 99V98H141ZM157 99V98H156ZM172 99V98H171ZM259 99V98H258ZM257 99V100H258ZM92 100V99H91ZM120 100H122V99H120ZM182 100H180V101H182ZM192 100H194V98L192 99ZM196 100V99H195ZM203 100V99H202ZM201 100V101H202ZM211 100V99H210ZM13 101V100H12ZM11 101V102H12ZM55 101V100H54ZM93 101V100H92ZM138 101V100H137ZM140 101V100H139ZM164 101V100H163ZM166 101V100H165ZM164 101V102H165ZM183 101V102H184ZM199 101V100H198ZM200 101V102H201ZM49 102V101H48ZM48 102L47 103H44V104H46L47 106H48ZM129 103H130V101H128ZM147 102V101H146ZM179 102V101H178ZM186 102V101H185ZM88 103H89V101H88ZM121 103H123V101L121 102ZM126 102H124L123 104H121V105H118V106H123L124 104H125ZM129 103H127L128 104V106H130L129 105ZM137 104H138V102H136ZM142 103V102H141ZM151 103V102H150ZM175 103V102H174ZM182 103V102H181ZM188 103V102H187ZM186 103V105H188L189 104V106H192V105H190V103H188L187 104ZM42 104V103H41ZM86 104V103H85ZM84 104V105H85ZM165 104H168V106H169V102L168 101H166V103ZM164 104V105H165ZM176 104V103H175ZM175 104H173L174 105V109H176V110H178V109H180L181 107H183L184 105H185V103H182V104H184L183 106H181L180 108H175ZM182 104H180L179 103V105H182ZM193 104V103H192ZM195 104H197V103H195ZM209 104V103H208ZM210 104H211V101H210ZM40 105V104H39ZM49 105H51L50 103H49ZM55 105H57L56 103H55ZM55 105H51L50 107H48V108H53V107H55ZM95 105H96V103H95ZM173 105H170L171 107H173ZM178 105V104H177ZM176 105V106H177ZM201 105H203V104H201ZM6 106V105H5ZM8 106V105H7ZM9 106H11V104L9 105ZM43 106V105H42ZM41 106V107H42ZM112 106V105H111ZM139 106V105H138ZM138 106H137V108H138ZM146 106V105H145ZM166 106V105H165ZM165 106H162V107H165ZM196 106V108L198 107L197 105H195ZM205 106V105H204ZM84 107V106H83ZM117 107V106H116ZM123 107H125V106H123ZM131 107H132V105H131ZM130 107V108H131ZM140 107V106H139ZM149 107V106H148ZM152 107V106H151ZM157 107V106H156ZM155 107V108H156ZM160 107V106H159ZM179 107V106H178ZM185 107V106H184ZM184 107H183V109H184ZM187 107V106H186ZM202 107V106H201ZM259 108V110L261 111V117H262V119H259V120H257L256 118H254L252 115H250V114H248V112L247 113H243L242 112V110L243 109H245V108ZM47 108V107H46ZM78 108V107H77ZM77 108H74V109H77ZM115 107H113L112 109H114ZM120 108L121 107H119V110H120ZM161 108V107H160ZM193 108V107H192ZM196 108L194 109V110H196ZM82 109V108H81ZM89 109V108H88ZM100 109V108H99ZM109 110V111H114V110ZM122 109V108H121ZM124 109H126V108H123V110ZM129 109V108H128ZM157 109V108H156ZM182 108L180 109V112L183 110ZM199 108H197V110H198ZM203 109V108H202ZM8 110V109H7ZM6 110V111H7ZM101 110V109H100ZM116 110V109H115ZM122 110V111H123ZM143 110V109H142ZM153 110V109H152ZM160 110V109H159ZM167 110V109H166ZM165 110V111H166ZM184 110H186V109H184ZM190 110H191V108H190ZM80 111H82V110H80ZM84 111V110H83ZM82 111V112H83ZM91 111H93L94 112V110H91ZM121 111V110H120ZM119 111V112H120ZM134 111H136V110H134ZM147 111H150V109H148ZM155 111V110H154ZM7 112H9V111H7ZM6 112V113H7ZM11 112V111H10ZM69 112H70V110H69ZM103 112V111H102ZM117 112V111H116ZM118 112V113H119ZM124 112H125V110H124ZM127 112V111H126ZM130 112H133V111H130ZM152 112V111H151ZM156 112H158V110L157 111H155V114H156ZM167 112H169V109H168V111H166V116L168 117L170 114V112L169 113H167ZM184 112H186V111H184ZM191 112H193V111H191ZM252 112V111H251ZM63 113V112H62ZM95 113V112H94ZM115 113V112H114ZM121 113V112H120ZM123 113V112H122ZM122 113H121V115H122ZM128 113V112H127ZM147 113V112H146ZM158 113H160V112H158ZM162 113V112H161ZM164 113V112H163ZM178 113V112H177ZM203 113V112H202ZM254 113V112H253ZM256 113V112H255ZM64 114H66V113H64ZM81 114V113H80ZM89 114H90V112H89ZM96 114V113H95ZM112 114V113H111ZM110 114V115H111ZM124 114V113H123ZM169 114V115H168ZM171 114H173V116H174V113H171ZM180 114V113H179ZM181 114H184L183 113V111L181 112ZM116 115V114H115ZM118 115V114H117ZM128 115V114H127ZM133 115V114H132ZM140 114H138V116H139ZM142 115V114H141ZM157 115V114H156ZM258 115V114H257ZM256 115V116H257ZM52 116H54V115H52ZM100 116H101V114H100ZM108 115H106V117H107ZM111 116H114L113 114L111 115ZM119 116V115H118ZM164 116V114L162 115V118H164L165 120H167V118H165V116ZM172 116V117H173ZM66 117V116H65ZM90 117H91V115H90ZM89 117V118H90ZM99 117V116H98ZM98 117H97V119H98ZM120 117V116H119ZM141 116H139V118H140ZM171 117V115L169 116V121H170V118H172ZM186 117V116H185ZM191 117V116H190ZM108 118H110L109 116H108ZM123 118V117H122ZM121 118V119H122ZM154 118H158V117H154ZM259 118V117H258ZM106 119V118H105ZM118 119V118H117ZM120 119V120H121ZM130 119V118H129ZM175 119H178V117H176ZM51 120V119H50ZM49 120V121H50ZM162 120V119H161ZM179 120H180V118H179ZM178 120V121H179ZM183 119H181V121H182ZM184 120H186V119H184ZM94 121H96L95 119H94ZM103 121H106V120H103ZM168 121V120H167ZM169 121L167 122L168 123V125H169ZM171 121L172 122H175V120L173 121L172 119H171ZM177 121V122H178ZM52 122V121H51ZM108 122H109V119H108ZM115 122V121H114ZM130 122V121H129ZM165 122V121H164ZM246 123L247 124V127H243L242 126V123ZM50 123V122H49ZM126 123V122H125ZM161 124H162V122H160ZM167 123H165V124H167ZM171 123V122H170ZM261 123V124H260ZM106 124H107V122H106ZM112 124V123H111ZM129 125H130V123H128ZM134 124L136 125V123L134 122ZM133 124V125H134ZM139 124V123H138ZM137 124V125H138ZM164 124V123H163ZM173 123H171V125H172ZM177 123H175L174 125H176ZM179 124V123H178ZM178 124L176 125V127H178ZM263 124V125H262ZM49 125V124H48ZM64 125V124H63ZM121 125L122 124H120L119 126L121 127ZM136 125V126H137ZM140 125H143V124H141L140 123ZM140 125H138V126H140ZM145 125V124H144ZM143 125V126H144ZM179 125V128L181 127ZM124 126V125H123ZM122 126V127H123ZM146 126V125H145ZM145 126H144V129H145V131H146V128H145ZM148 126V125H147ZM162 126H164V125H162ZM249 126V127H248ZM100 127V124H99V126H97V123H95V122H93V121H91V120H87V121H85V119L83 120V119H79V118H77V117H73L72 115L70 116V118H69V120L65 123V128H68V130L69 131H76V130H88V131H90V132H92V133H98V129H96V128H99ZM109 127H110V125H109ZM119 127V128H120ZM128 126L126 125V128H127ZM134 127V126H133ZM172 127V126H171ZM112 128H113V124H112ZM130 128V127H129ZM138 128V127H137ZM142 128V127H141ZM148 128V127H147ZM164 128V127H163ZM173 128H174V126H173ZM100 129V128H99ZM103 129V128H102ZM109 129V128H108ZM136 129V128H135ZM138 129H140V127L138 128ZM104 130H105V128H104ZM104 130H103V132H104ZM133 130V129H132ZM143 130V129H142ZM163 129H161V131H162ZM165 130V132H166V129H164ZM179 130V129H178ZM109 131V130H108ZM115 130L113 129V132H114ZM139 131V130H138ZM141 131V130H140ZM156 131V130H155ZM168 131V130H167ZM180 131V130H179ZM179 131H177V132H179ZM181 131H183V130H181ZM180 131V132H181ZM62 132H64V131H62ZM110 132V131H109ZM112 132V131H111ZM110 132V133H111ZM118 132H119V130H118ZM131 132H133V131H131ZM135 132V131H134ZM157 132V131H156ZM169 132H173V131H169ZM176 132V133H177ZM120 133V132H119ZM118 133V134H119ZM126 133V132H125ZM136 133H137V130H136ZM136 133H134V136H135V134ZM139 133V132H138ZM174 134V133H168V132H166V135L165 134H163V137L164 136H166V138L167 137H170V139L172 140V136L174 135L175 137H176V135L177 136H179L180 135V133H177V134ZM183 133V132H182ZM117 134V135H118ZM60 135H62V134H60ZM116 134H115V132H114V136H115ZM129 135V134H128ZM138 134H136V136H137ZM159 136H160V134H158ZM238 135V136H237ZM59 136V135H58ZM112 136V135H111ZM124 136H126V135H124ZM123 136V134H122V137H124ZM135 136V137H136ZM162 136V135H161ZM160 136V138H163V137H161ZM244 136V135H243ZM113 137V136H112ZM111 137V138H112ZM133 137V136H132ZM118 138V137H117ZM128 138H131V137H128ZM156 138H158V136L156 137ZM155 138V139H156ZM178 138V137H177ZM249 138V137H248ZM125 139H127V138H125ZM124 139V140H125ZM141 139V138H140ZM168 139V138H167ZM113 140H115V139H113ZM121 140H123V139H121ZM163 140H164V138H163ZM166 140V139H165ZM169 140V139H168ZM91 141V140H90ZM157 141H159L158 139H157ZM162 141V140H161ZM106 142V141H105ZM132 142V147L131 148H134L135 149V151H138L139 150V148H140V145H141V140H139V139H134V140H132L131 141ZM163 142V141H162ZM167 142V141H166ZM183 142H184V140H183ZM259 142V143H260ZM65 143V142H64ZM164 143V142H163ZM258 143V145L260 146V144ZM106 144V143H105ZM158 144V143H157ZM156 144V145H157ZM264 144V143H263ZM126 145H128V144H126ZM125 145V146H126ZM143 145V144H142ZM161 145V146H160ZM154 146V145H153ZM158 146V145H157ZM159 146L160 147H162L163 146V149H164V147H168V146H164V145H162V144H159ZM264 146V145H263ZM103 148V147H102ZM122 148V147H121ZM126 148V147H125ZM146 148V147H145ZM157 148V147H156ZM168 148V149H169ZM120 149V148H119ZM133 150V149H132ZM151 150H153L154 151V148L153 149H151ZM156 150V149H155ZM121 151V150H120ZM141 149H140V155L139 156H142L141 155ZM160 151V150H159ZM167 151V150H166ZM130 152V151H129ZM133 152V151H132ZM138 152V153H139ZM163 152V151H162ZM170 152V151H169ZM175 152H174V154H175ZM92 153V152H91ZM135 153V152H134ZM157 154H158V152H156ZM259 153H260V155H262V156H264V151H263V149L261 148L260 150H259ZM146 154H148V153H146ZM151 155V154H150ZM164 156H165V154H163ZM176 155V154H175ZM66 156V155H65ZM160 156H162V155H160ZM169 156V157H170ZM131 157H133V156H131ZM150 157V156H149ZM153 157V156H152ZM108 158H109V156H107L106 155V153H104V154H99V155H97V158H95L90 164H89V166H90V168H89V171H90V173H92L95 177H96V180H97V185H96V189L97 190H103L105 193H108V192H112V191H110V189L109 188H107V187H103V185H104V180H106V179H108V169H106L104 166H107V160H108ZM135 158V157H134ZM134 158H129L130 160H132L133 161V159ZM137 159H138V157H136ZM135 158V159H136ZM156 158V157H155ZM118 159V158H117ZM119 159H121V158H119ZM124 159V158H123ZM127 159H128V157H127ZM134 159V160H135ZM140 159V158H139ZM142 159V158H141ZM171 159V158H170ZM235 159V160H234ZM109 161V160H108ZM115 161H117V160H115ZM114 161V162H115ZM156 160H154V162H155ZM170 161V160H169ZM40 162V161H39ZM143 162H145L144 160H143ZM167 162H168V159H167ZM35 163V162H34ZM43 163V162H42ZM109 163V162H108ZM117 163H119V162H117ZM129 163V162H128ZM131 163V162H130ZM129 163V164H130ZM124 164V163H123ZM150 164V163H149ZM131 165V164H130ZM151 165V164H150ZM243 164H241V166H242ZM257 165V164H256ZM255 165V166H256ZM35 166V165H34ZM123 166H125V165H123ZM158 166V165H157ZM245 166V165H244ZM36 167V166H35ZM44 167V166H43ZM115 167H117V166H115ZM132 167V166H131ZM156 167V166H155ZM243 167V166H242ZM38 168V167H37ZM36 168V169H37ZM119 168V167H118ZM117 168V172H119L118 169ZM120 168H121V166H120ZM139 168H140V165H139ZM157 168V167H156ZM159 168V167H158ZM115 169V168H114ZM113 169V170H114ZM124 169V168H123ZM122 169V170H123ZM133 169V168H132ZM146 169V168H145ZM145 169H143L144 171H145ZM242 169V168H241ZM244 169V168H243ZM38 170H39V168H38ZM78 170V169H77ZM137 170V169H136ZM147 170V169H146ZM247 169H245V171H246ZM249 170V169H248ZM247 170V171H248ZM88 171V170H87ZM86 171V173H88ZM121 171V170H120ZM128 171V170H127ZM144 171H142L143 173H145ZM115 172V171H114ZM113 172V173H114ZM116 172V173H117ZM124 172V171H123ZM123 172H120V173H123ZM133 172H135V169H134V171ZM146 172H148V171H146ZM158 172V173H159ZM253 172V171H252ZM125 174H127V172L125 171L124 172ZM132 172H130V174H131ZM136 173H138V172H136ZM148 173H150V171L148 172ZM155 173H156V171H155ZM159 173V174H160ZM119 174V173H118ZM129 174V171H128V175L129 176H133V177H129V179L131 178H134V176L135 175H133V174H131L130 175ZM139 174V173H138ZM252 174V173H251ZM145 175H147V174H145ZM144 174L142 175V177H144L145 176ZM152 175V174H151ZM157 175V174H156ZM125 176V175H124ZM138 176V175H137ZM121 177H123V176H121ZM149 177V176H148ZM160 177V176H159ZM158 177V178H159ZM263 177H264V173H263ZM127 178V177H126ZM138 177H135L134 179H137ZM152 178V177H151ZM242 178V177H241ZM124 179V178H123ZM156 180H157V178H156ZM159 180V179H158ZM140 181H142V180H140ZM159 181H161V180H159ZM158 181V182H159ZM157 182V181H156ZM155 183V182H154ZM153 183V184H154ZM112 184V183H111ZM153 184H152V187H153ZM201 184H207V186H208V188H203V186H201ZM256 186V185H255ZM110 187H112L111 185H110ZM127 187V186H126ZM129 187V186H128ZM151 187V188H152ZM166 187H167V190H166ZM130 188V187H129ZM256 188V187H255ZM114 190H116L115 188H113ZM118 189V188H117ZM135 189H136V187H135ZM248 189V188H247ZM132 190V189H131ZM128 191V190H127ZM113 193V192H112ZM115 194V193H114ZM114 194H112L113 196H115ZM139 195V194H138ZM138 195H135V198H136V196L137 197H140V196H138ZM141 195V194H140ZM142 195H144L143 193H142ZM109 196V195H108ZM107 196V197H108ZM116 197V196H115ZM130 197V196H129ZM112 198V197H111ZM131 198V197H130ZM143 198V199H144ZM137 200L139 199V198H136ZM133 200H135V199H132V201ZM137 200L135 201L136 203H137ZM105 201V200H104ZM107 201V200H106ZM129 201V200H128ZM255 201V200H254ZM122 203H123V201H121ZM140 202V201H139ZM142 202V201H141ZM140 202V203H141ZM129 203H131V202H129ZM136 203H134V204H136ZM138 204V205H141V204ZM144 203H146V202H144ZM149 203V202H148ZM118 204H119V202H118ZM132 204V203H131ZM261 204H259V205H261ZM109 205H111V204H109ZM133 205V204H132ZM131 205V206H132ZM168 205V204H167ZM204 205V204H203ZM41 206V205H40ZM131 206H130V208H131ZM144 206H147V204L146 205H144ZM143 206V207H144ZM156 206V205H155ZM165 206V205H164ZM77 207H78V205H77ZM117 207L118 206H116L115 208L117 209ZM126 207H127V205H126ZM126 207H124V208H126ZM132 207H134V205L132 206ZM141 207H142V205H141ZM148 207V206H147ZM181 207V206H180ZM79 208V207H78ZM113 208V207H112ZM114 208V209H115ZM152 208H154V207H152ZM152 208H151V211H153L154 212V210H152ZM166 208V207H165ZM164 207H163V209L162 210H164V211H167V209H165ZM172 208V207H171ZM174 208V207H173ZM173 208L172 209H169V210H173ZM106 209V208H105ZM109 209V208H108ZM113 209V210H114ZM119 209V208H118ZM117 209V210H118ZM122 209V208H121ZM132 209V208H131ZM142 210H143V208H141ZM146 209V208H145ZM149 209V208H148ZM156 209V208H155ZM117 210H115L116 212H117ZM123 210V209H122ZM107 211H109V210H107ZM107 211H105V212H107ZM110 211H112V210H110ZM124 211H127L126 209L124 210ZM138 211H140V209L138 210ZM145 210H143V213H142V211H140V214H135L136 216L133 218V221H132V223H133V225H130L129 226V224L127 225L126 223V225H123V226H113V225H110V224H106V226H104L103 227V229H104V231L106 232V233H108L109 235L108 236H105V237H101L102 235V233H98L100 236H98V237H96L97 236V234L96 235H94V237H92V239L89 241V243L88 244H85V246H84V248H85V253H82V255L80 256V258H79V264H107V259H106V257H102V256H104V255H101L102 254V251H104V250H101V249H99V247H98V244H99V242H100V240H102L104 243H109V244H111V246H113L112 244H113V242H115L117 245V247L119 248L118 250H120V254L122 255V256H124V258L122 259V261H121V264H131L132 262H133V260H134V262H135V259H139V258H142V256L143 257H145L144 255H148V256H152V258H153V255H157L158 254V256H159V253H157V251H156V247L159 245L158 243H159V241L161 242V238H162V236H160V234H161V230L159 231V230H155V229H151L150 228V226L149 225H147V223H150L152 220H149L148 219V217H147V213L149 212H144ZM150 211V212H151ZM254 211V210H253ZM261 211H263V210H261ZM123 212V211H122ZM128 212H130V211H128ZM127 212V213H128ZM157 212H159V211H157ZM172 212V211H171ZM124 213V212H123ZM139 213V212H138ZM155 213V212H154ZM173 213H174V211H173ZM186 213H189V211L188 212H186ZM205 213V212H204ZM209 214H210V212H208ZM110 214V213H109ZM121 215H122V213H120ZM126 213H124V215H125ZM177 214V213H176ZM175 214V215H176ZM179 214H180V212H179ZM206 215H207V213H205ZM78 215H79V213H78ZM111 215V214H110ZM109 215V216H110ZM115 216L117 215V214H114ZM114 215H112V217H114ZM131 215H133V214H131ZM130 215V216H131ZM150 215H152V213L150 214ZM156 215V214H155ZM182 216L184 215V214H181ZM204 215V214H203ZM252 215V216H251ZM123 216V215H122ZM129 215H127V217L126 216H124L125 217V219H130V218H132V217H130ZM149 216V215H148ZM153 216V215H152ZM160 217H161V215H159ZM208 216V215H207ZM108 217V216H107ZM111 217V218H112ZM121 217V216H120ZM130 217V218H129ZM156 217H158V216H155V218ZM201 217V216H200ZM205 217V216H204ZM211 217H212V215H211ZM105 218V217H104ZM163 218V217H162ZM185 218V217H184ZM183 218V219H184ZM209 218V217H208ZM207 218V219H208ZM248 218L249 220L247 221L248 222V225L251 227V228H253L255 225H256V223H258L259 221H258V219H256L255 217L254 218ZM36 219V218H35ZM115 219V218H114ZM176 219V218H175ZM177 219H178V217H177ZM180 219V218H179ZM188 219V218H187ZM198 219H200L199 217H198ZM223 219V218H222ZM251 219V220H250ZM124 220V219H123ZM186 220V219H185ZM192 220V219H191ZM50 221V220H49ZM98 221H100V220H98ZM114 221V220H113ZM113 221H111V222H113ZM130 221V220H129ZM130 221V222H131ZM154 221V220H153ZM188 221H189V219H188ZM258 221V222H257ZM10 221H7L6 223L8 224ZM12 222V221H11ZM41 222V221H40ZM109 222V221H108ZM196 222H197V220H196ZM229 222V221H228ZM231 222V221H230ZM114 223V222H113ZM112 223V224H113ZM172 223H174V221L172 222ZM176 223V222H175ZM195 223V222H194ZM194 223H192V224H194ZM200 223V222H199ZM231 223H233V222H231ZM260 223V222H259ZM118 224V223H117ZM151 224V223H150ZM177 224V223H176ZM208 224V223H207ZM261 224V223H260ZM260 224H257V225H260ZM98 225V224H97ZM96 225V226H97ZM119 225V224H118ZM173 225V224H172ZM49 226V225H48ZM47 226V227H48ZM174 226V225H173ZM189 226H191V225H189ZM47 227H46V230H47ZM100 227V226H99ZM43 228V227H42ZM98 228V227H97ZM96 227L94 228V229H97ZM157 228V227H156ZM176 228V227H175ZM259 228V227H258ZM44 229V228H43ZM91 229L93 230V228L91 227ZM158 229V228H157ZM214 229H216V228H214ZM19 231H21L20 229H18ZM18 230H17V232H18ZM45 230V232H47ZM177 230H179V229H177ZM218 230H219V228H218ZM256 230V229H255ZM261 230V229H260ZM97 231H98V229H97ZM179 231H182L181 229L179 230ZM258 231V230H257ZM262 231V230H261ZM260 231V232H261ZM21 232H23V231H21ZM94 232V231H93ZM99 232H101V231H99ZM212 232H213V230L212 229H207V228H204V227H201V226H195V227H193V228H191L190 229V232H189V235H190V241L192 240V242H196V241H199V240H203V238H204V236L206 235V237L204 238L205 240H204V242H205V248H207V249H205V252H207V250H208V256H209V254H212V255H216L218 252H219V247H217L216 246V244H215V240H216V237H214L213 236V234H212ZM219 232H221V230L219 231ZM259 232V231H258ZM262 232H264V231H262ZM48 233V232H47ZM164 233V232H163ZM162 233V234H163ZM167 233V232H166ZM178 233V232H177ZM180 233V232H179ZM182 233V232H181ZM222 233V232H221ZM228 233V232H227ZM234 233V232H233ZM236 233V232H235ZM238 233V232H237ZM236 233V234H237ZM257 233V232H256ZM42 234V233H41ZM49 234V233H48ZM184 233H182V235H183ZM224 234V233H223ZM228 234H230V233H228ZM253 234V236H254V234H255V232L254 233H252ZM23 235H27V238L28 239H33L34 237L32 236V235H28V233L27 232H23L22 234H20L19 236L20 237H22ZM44 236H45V233L43 234ZM56 235V234H55ZM90 235H91V233H90ZM166 235V234H165ZM181 235V234H180ZM185 235V234H184ZM256 235V234H255ZM258 235V234H257ZM257 235L255 236V237H257ZM261 235H263V234H261ZM18 236V235H17ZM85 236V234H83V237ZM93 236V235H92ZM167 236V235H166ZM223 236V235H222ZM237 236H238V234H237ZM248 236V235H247ZM253 236H252V239H253ZM48 237V236H47ZM86 237V236H85ZM176 238L177 237H181V236H175ZM186 237H188V236H186ZM185 237V238H186ZM219 237H220V235H219ZM230 237H231V235L229 236V237H227L224 241L226 242L225 243V245H224V248H223V250H222V253H228L229 251L231 252V250H233V246H232V240L230 239ZM14 238V237H13ZM45 238H46V236H45ZM164 238V237H163ZM162 238V239H163ZM168 237H165L164 239H167ZM170 239H171V237H169ZM176 238H174V239H176ZM184 237H182V239H183ZM233 238V237H232ZM248 238V237H247ZM262 237H260V239H261ZM47 239V238H46ZM50 239V238H49ZM81 239V238H80ZM79 239V240H80ZM83 239H85V238H83ZM181 239V240H182ZM51 240V239H50ZM53 240V239H52ZM86 240V239H85ZM167 240H169V239H167ZM178 239H176V241H177ZM180 240V241H181ZM188 240V239H187ZM242 240V239H241ZM255 240V239H254ZM262 240V239H261ZM55 240H53V244L55 243L54 242ZM83 241V240H82ZM164 241V240H163ZM183 241V240H182ZM181 241V242H182ZM185 241V240H184ZM190 241L188 242V243H186V244H188V247L190 246L189 245V243H190ZM236 241V240H235ZM243 241V240H242ZM256 241V240H255ZM258 241V240H257ZM180 242V243H181ZM237 242V241H236ZM260 243H261V241H259ZM51 243H52V241H51ZM163 243V242H162ZM167 243V242H166ZM178 244H179V242H177ZM201 243H203V242H201ZM200 243V244H201ZM79 243L77 242V245H78ZM80 244L82 245V243H81V241H80ZM163 244H165V241H164V243ZM177 244V245H178ZM182 244H184V242L182 243ZM182 244H180V245H182ZM192 244V243H191ZM196 244H197V242H196ZM196 244L194 245V246H196ZM198 244H199V242H198ZM248 244V243H247ZM250 244H251V242H250ZM24 245V244H23ZM115 245V244H114ZM176 245V246H177ZM258 245V244H257ZM25 246V245H24ZM79 246V245H78ZM110 246V245H109ZM110 246V247H111ZM183 246V245H182ZM193 246V247H194ZM197 246H200V245H197ZM203 246V247H204ZM261 246V245H260ZM259 246V247H260ZM81 247V246H80ZM107 247V246H106ZM106 247H105V250H106ZM108 248V247H107ZM161 247H159V249H160ZM182 248L183 247H181L180 248V250H181V252H183L182 251ZM186 248V247H185ZM196 248H198V247H196ZM111 249H112V251L114 250L112 247H111ZM158 249V250H159ZM184 249V248H183ZM192 248L190 247V250H191ZM201 249V248H200ZM203 249V248H202ZM260 249H261V247H260ZM77 250H78V248H77ZM80 250V249H79ZM82 250V249H81ZM187 250V249H186ZM189 250V251H190ZM194 250V248L191 250V251H193ZM256 250H257V248H256ZM110 251V250H109ZM165 251V250H164ZM185 251V250H184ZM198 251H200V250H198ZM108 252V251H107ZM158 252H161V250H159ZM220 252H221V249H220ZM260 251L258 250V253H259ZM104 253V252H103ZM109 253V252H108ZM113 253V252H112ZM184 253V252H183ZM193 253V252H192ZM191 253V254H192ZM194 253H195V256H197L196 255V251L194 250ZM200 253V252H199ZM199 253H198V256H199ZM237 253V252H236ZM118 254H119V252H118ZM182 254V253H181ZM186 254V253H185ZM187 254H189V253H187ZM202 254V253H201ZM200 254V255H201ZM184 255V254H183ZM182 255V256H183ZM193 255V254H192ZM203 255H204V253H203ZM84 256L85 257H87V258H84ZM112 256V255H111ZM114 256V255H113ZM126 256V257H125ZM162 256V255H161ZM189 256V255H188ZM216 256H218V255H216ZM264 256V255H263ZM184 257V256H183ZM200 257V256H199ZM202 257H205V255L204 256H202ZM210 257V256H209ZM208 257V258H209ZM214 257V256H213ZM107 258H109V256L107 257ZM184 258H186V257H184ZM193 258H194V256H193ZM207 258V259H208ZM220 258V257H219ZM91 259H93V260H91ZM114 259V258H113ZM144 259H146V258H144ZM149 259V258H148ZM188 260H189V258H188ZM201 260V259H200ZM199 260V261H200ZM204 260V259H203ZM209 260V259H208ZM230 260V259H229ZM19 261V260H18ZM138 261H140V260H137L136 262H138ZM153 261V260H152ZM190 261V260H189ZM220 261H221V259H220ZM236 261H237V259H236ZM149 262V261H148ZM151 262V261H150ZM201 263H203V261H200ZM205 262H207V261H205ZM204 262V264H209V263H205ZM213 262V261H212ZM219 262V261H218ZM222 262V264H223V261H221ZM113 263V262H112ZM112 263H109L108 262V264H112ZM140 263V262H139ZM141 263H142V261H141ZM216 263V262H215ZM21 264V263H20ZM115 264V263H114ZM211 264V263H210ZM229 264V263H228Z\"/></svg>", "mask_w": 264, "mask_h": 264}]
</instances>
